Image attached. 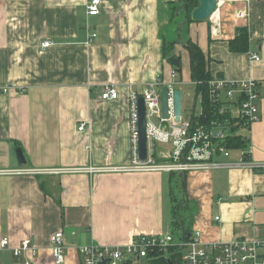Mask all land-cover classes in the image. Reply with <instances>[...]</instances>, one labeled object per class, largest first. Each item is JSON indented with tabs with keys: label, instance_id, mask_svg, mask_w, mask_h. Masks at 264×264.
<instances>
[{
	"label": "crops",
	"instance_id": "0c3cea01",
	"mask_svg": "<svg viewBox=\"0 0 264 264\" xmlns=\"http://www.w3.org/2000/svg\"><path fill=\"white\" fill-rule=\"evenodd\" d=\"M89 1L0 0V241L9 242L0 246V264H55L50 237L57 231L65 249L61 264H82V245L122 246L135 236L172 233L171 189L175 194L183 180L187 236L199 231L204 243L264 239V0H221L219 26L212 29L208 19L186 20L184 0H100L99 13L87 16ZM240 27L247 29V49L233 52L229 41ZM89 31L97 35L85 44ZM43 39L54 44L40 49ZM188 40L209 56L212 77L257 81V119L236 130L249 140L244 163L235 149L218 156L233 166L182 176L4 173L127 164L129 96L154 81L178 88L182 79L172 76L162 55L165 41L175 42L173 53L192 84ZM105 84L117 88L116 99L100 97ZM192 108L197 111L195 102ZM154 149L165 161L172 145L156 142ZM26 238L36 254L14 256Z\"/></svg>",
	"mask_w": 264,
	"mask_h": 264
},
{
	"label": "built area",
	"instance_id": "2783aa9c",
	"mask_svg": "<svg viewBox=\"0 0 264 264\" xmlns=\"http://www.w3.org/2000/svg\"><path fill=\"white\" fill-rule=\"evenodd\" d=\"M221 0H217V11L208 20L212 27L218 28V8ZM100 0H90L86 4V15L94 16L99 13ZM243 16L242 12L237 14ZM94 31H89L85 44H89L95 37ZM54 44L53 40L43 39L40 49H45ZM254 60H259L256 54ZM175 77V74H172ZM210 93L213 100L220 103V114L228 113L230 118H236L232 125L237 128L248 126L257 119L259 88L257 81L247 78L237 81H229L220 77H212L209 81ZM8 86L1 91L6 92ZM100 97L104 100L117 98V88L112 84H105L100 89ZM145 103V132H146V157L140 159L137 145V97L131 92L128 99V124L130 140L129 162L120 166H101L86 168H51V169H17L4 173L15 174H41V173H69L76 171L92 172H168L185 173L191 170L230 167L233 164L220 161L218 156L227 157L229 149L225 143L232 134L228 118L221 121L212 120L208 124L183 118L181 111L179 122L174 121L172 111V87L168 91V117L162 118L160 108V82L149 83L142 94ZM200 101V95L198 97ZM196 113L195 111L193 112ZM166 122L165 126H161ZM84 123L79 124L78 130H82ZM156 142L170 143L172 151L167 154L165 161L155 158L154 147ZM243 151V150H242ZM248 151L244 150L240 161L244 163ZM2 173V172H0ZM219 217L216 216L215 219ZM9 245L7 238L0 241L1 247ZM174 251L172 252V250ZM36 249L31 246L29 239H23L18 246L12 249L14 256L23 253L36 254ZM50 252L53 262L61 264L64 261L63 234L55 232L50 237ZM78 253L82 264H153L162 257L168 260L164 264H264V239H233L227 242L201 241L200 232L194 231L186 240L176 241L172 233L165 235H139L131 239L128 244L117 246H102L90 243L78 247ZM174 255V256H173ZM24 264H29L25 262Z\"/></svg>",
	"mask_w": 264,
	"mask_h": 264
},
{
	"label": "trees",
	"instance_id": "16d2710c",
	"mask_svg": "<svg viewBox=\"0 0 264 264\" xmlns=\"http://www.w3.org/2000/svg\"><path fill=\"white\" fill-rule=\"evenodd\" d=\"M198 1L199 0H184V9L187 21H193L191 19V12L194 7L198 5ZM174 43L175 42H163L162 55L168 64L171 65L175 77H178L181 72V58L178 54L173 53ZM247 43V29L245 27H240L237 29L236 35L233 37V39L229 41V49L233 52L245 51L247 49ZM185 46L189 53L190 78L194 88L195 100H197L200 95V113H191V115H189L190 120L193 124H195V122L208 124L212 120L221 121L222 119L229 117L228 125L231 126V124L236 121V118H230L228 113L220 114L219 109L221 105L220 103L213 100V97L210 93L209 81L211 80L212 76L208 68L209 56L201 50L197 43L191 40H188ZM237 129L238 128L236 126H231L232 134L227 138L225 145L229 150H247L249 147L248 137L237 133ZM245 156L248 158L249 154L245 153ZM179 176H182V174L179 173ZM181 183L183 184L181 185ZM181 183L179 187L181 201H176L173 188L171 189V200L174 202V204L171 207L170 226L173 231L172 234L174 239L175 235L177 234V241L186 240L188 233V230H185V228L181 226L184 224V213L188 209L187 204L184 205L182 202L184 198L183 195H185L186 192L184 180ZM173 251L174 249L172 252ZM166 262L168 263V260H164L162 257H160L155 262H153V264H164Z\"/></svg>",
	"mask_w": 264,
	"mask_h": 264
},
{
	"label": "water",
	"instance_id": "95a60500",
	"mask_svg": "<svg viewBox=\"0 0 264 264\" xmlns=\"http://www.w3.org/2000/svg\"><path fill=\"white\" fill-rule=\"evenodd\" d=\"M217 11V0H199L198 5L194 7L191 12V19L194 21H203L209 19V17ZM168 91L169 86H163L160 88V108L162 118L168 117ZM181 99L182 92L179 88H172V111L174 115V121L179 122L181 115ZM137 145L138 156L140 159L146 157V132H145V103L142 96L137 97ZM16 156L19 163H24V155L21 148H16ZM182 174H184L182 172ZM181 220V219H180ZM181 223V221H180Z\"/></svg>",
	"mask_w": 264,
	"mask_h": 264
},
{
	"label": "rangeland",
	"instance_id": "374dc122",
	"mask_svg": "<svg viewBox=\"0 0 264 264\" xmlns=\"http://www.w3.org/2000/svg\"><path fill=\"white\" fill-rule=\"evenodd\" d=\"M184 35V33H183ZM178 78L182 79L177 85L178 88L181 89L182 93H183V97L181 99V103H182V116L183 118H187L188 115H191V113H193L195 110L192 108V105L193 103L195 102L196 104V113H198L200 111V103H199V100L197 98V100H195L194 98V88H193V85L190 83V82H187L188 79L185 77V72L184 71H181ZM187 80V81H186ZM174 180L175 178L173 179V187L176 189V186H175V183H174ZM175 198H176V201H179L180 200V195H179V190L176 191L175 193ZM174 204V202H173ZM177 234L175 235V239L176 238Z\"/></svg>",
	"mask_w": 264,
	"mask_h": 264
}]
</instances>
